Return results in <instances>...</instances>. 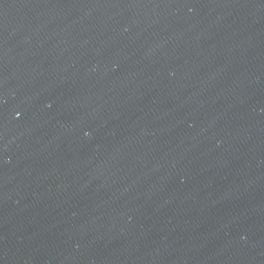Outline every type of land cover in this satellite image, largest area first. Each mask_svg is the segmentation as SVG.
Masks as SVG:
<instances>
[{
  "label": "water",
  "instance_id": "95a60500",
  "mask_svg": "<svg viewBox=\"0 0 264 264\" xmlns=\"http://www.w3.org/2000/svg\"><path fill=\"white\" fill-rule=\"evenodd\" d=\"M0 264H264V0H0Z\"/></svg>",
  "mask_w": 264,
  "mask_h": 264
}]
</instances>
